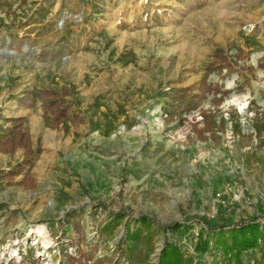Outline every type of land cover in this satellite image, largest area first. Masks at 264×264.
Masks as SVG:
<instances>
[{"label":"rangeland","instance_id":"obj_1","mask_svg":"<svg viewBox=\"0 0 264 264\" xmlns=\"http://www.w3.org/2000/svg\"><path fill=\"white\" fill-rule=\"evenodd\" d=\"M42 90L71 105L59 126ZM19 95L52 130L11 115ZM17 117L40 151L16 174L25 149L0 145V264H128L116 245L141 215L211 260L205 219L264 223V0H0V132Z\"/></svg>","mask_w":264,"mask_h":264},{"label":"trees","instance_id":"obj_2","mask_svg":"<svg viewBox=\"0 0 264 264\" xmlns=\"http://www.w3.org/2000/svg\"><path fill=\"white\" fill-rule=\"evenodd\" d=\"M220 54L221 50H217L216 55ZM217 68L215 64H212L207 68V71L212 72ZM213 90L219 91L218 87ZM40 93L43 98L45 115L51 119V124L54 127L59 126L63 119L68 116L71 105L67 103L63 95L53 91L42 90ZM64 93L68 95L66 90ZM228 93L226 91L224 95ZM11 121L14 132L0 141V145L5 152H14L18 147L25 149L26 162L19 164L15 170L16 174H20L40 149H33L30 133L24 127L22 117L12 118ZM75 214L71 213L70 216ZM124 218V212H117L112 215L101 226V235L106 239L115 237ZM257 219L258 217H248L234 222L222 215L218 216L215 221L205 219V226L198 234L194 251L207 253L212 259L200 260L185 253L179 244L171 241L167 235L168 231L176 232L185 227L184 224L174 222L166 226H158L148 216L141 215L135 220L134 227H127L126 237L118 242L116 252L128 264L152 263L151 257L156 250V237L160 231H164L166 234H164L163 246L158 260L153 264H245L241 254L250 249H257L259 252V257L253 259L252 264H264V223H260ZM78 225L80 224L78 223ZM203 229H206V233ZM106 259L110 260L111 258L98 259L95 264H105Z\"/></svg>","mask_w":264,"mask_h":264},{"label":"crops","instance_id":"obj_3","mask_svg":"<svg viewBox=\"0 0 264 264\" xmlns=\"http://www.w3.org/2000/svg\"><path fill=\"white\" fill-rule=\"evenodd\" d=\"M22 96L23 95H19L17 98L11 99L10 106L12 108L11 112H13L11 115L25 117L27 124L31 127V130H52L49 127L50 123H46L47 120L45 121L43 118L42 100L32 99L28 102L31 104V106L24 107L22 103H20ZM6 125L7 126H5V130H7V133L9 134L12 132L13 127L12 125H9V123ZM7 133L4 134L3 132H0V139H2L5 135H8Z\"/></svg>","mask_w":264,"mask_h":264},{"label":"bare ground","instance_id":"obj_4","mask_svg":"<svg viewBox=\"0 0 264 264\" xmlns=\"http://www.w3.org/2000/svg\"><path fill=\"white\" fill-rule=\"evenodd\" d=\"M37 232L39 233V235L42 234V233H41V232H42L41 230H38Z\"/></svg>","mask_w":264,"mask_h":264}]
</instances>
